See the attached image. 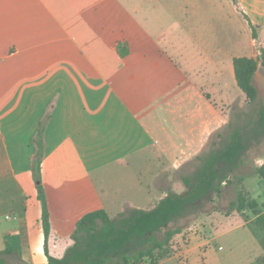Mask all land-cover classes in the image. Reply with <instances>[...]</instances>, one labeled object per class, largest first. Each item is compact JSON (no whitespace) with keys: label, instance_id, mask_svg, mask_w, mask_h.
Segmentation results:
<instances>
[{"label":"crops","instance_id":"1","mask_svg":"<svg viewBox=\"0 0 264 264\" xmlns=\"http://www.w3.org/2000/svg\"><path fill=\"white\" fill-rule=\"evenodd\" d=\"M225 10L235 36L227 45L212 42L209 58L217 69L206 74L213 79L225 74L222 64L234 77V57H257V46L264 48V0H235ZM120 40L115 47L109 45L120 58L109 71L105 57L96 54L104 49L100 37L92 51L75 37L51 0H0V252L10 250L3 255L16 254L25 264H45L46 247L62 257L86 213L105 209L115 217L129 207L154 208L172 191L171 171L195 155L203 138L217 128L216 111L208 100V117L194 111L186 123L171 125L161 122L160 111L153 109L154 119L147 121L128 91L130 81L140 78V63L147 57L155 61L154 72L147 76L157 83L162 67L177 85L190 79L169 58L134 55L132 44L129 54L121 56ZM200 85L196 90L207 99ZM49 111L42 162L51 223L47 245L32 156L40 121ZM119 174L126 178L112 183L109 177ZM257 187L264 191V185Z\"/></svg>","mask_w":264,"mask_h":264},{"label":"rangeland","instance_id":"2","mask_svg":"<svg viewBox=\"0 0 264 264\" xmlns=\"http://www.w3.org/2000/svg\"><path fill=\"white\" fill-rule=\"evenodd\" d=\"M51 1L62 20L72 25L75 37L82 39L84 45H90L92 51L97 50L93 42L100 37V46L104 43V49L96 54L105 57L109 71L111 68L115 69L120 62L115 50L111 48L115 47L118 38L128 41L129 46L132 44L134 55L138 57L149 53L158 54L162 59L169 58L174 63L172 66L178 67L181 73L185 71V78L191 81L185 80L184 85H177L169 71L162 67V77H159L160 83H157L147 76L154 72L151 65L155 61L147 57L139 64L136 72L140 78L136 82L130 81L128 91L132 102L142 106V114L147 121L154 119V113L151 112L153 109L160 111L158 116L161 122L171 125L174 121L186 123V116L194 111L208 117L207 100L216 111L217 128L203 138L195 155L187 158L177 171H171V192L184 193L187 190L181 178L197 169L200 164L199 155L221 148L230 140L233 132L245 131L257 121L258 110L264 105L262 65L254 77L258 89V97L254 103L246 100L235 76L229 75L226 64H222V71L225 73L223 77L213 79L214 77L209 78L206 74L209 69H217L209 58L212 42L220 41L227 45L235 36L229 31L232 22L225 10L228 3L235 0ZM237 26L238 24L234 28ZM240 34L242 36L240 32L237 37ZM257 48L260 54V46ZM142 79L148 82L146 86L140 82ZM199 84L201 93L207 99L197 92ZM147 163L153 164L150 160ZM263 164L264 141L259 136L248 150L246 164L240 166L238 172L247 175L242 186L250 194V198L258 201L262 210L264 191L257 186L263 187L264 182L254 175V168ZM109 178L115 183L123 181L122 178L126 176L119 174ZM240 188L239 182L234 180L224 186L221 196L214 195L213 202H205L202 212L190 213L172 221L171 227L184 226L183 233L175 236L166 246L163 258H158L155 263L147 259L143 264H264V249L260 244L262 231L254 223L253 212L246 209L241 213H225L237 199ZM159 236L162 237L163 233H159ZM69 242L70 239L64 241L62 246L68 247ZM2 244L4 243L0 239V245ZM2 256L7 264H25L16 254Z\"/></svg>","mask_w":264,"mask_h":264},{"label":"trees","instance_id":"3","mask_svg":"<svg viewBox=\"0 0 264 264\" xmlns=\"http://www.w3.org/2000/svg\"><path fill=\"white\" fill-rule=\"evenodd\" d=\"M245 18L249 20L246 14ZM249 22L256 38V29L250 20ZM117 50L121 56H127L130 52L128 42L120 40ZM233 64L238 87L246 95V100L254 103L258 97L254 76L260 65L264 67V48L260 49L257 57H234ZM50 118L49 111L40 121L34 138L36 150L32 156V172L43 206V228L47 245L51 223L42 179V162L45 156V131ZM259 136L264 141V105L258 110L254 126L245 131L236 130L221 148L198 156L200 164L197 169L181 178L187 188L184 193L170 192L152 209L129 207L115 217L105 209L86 213L77 222L72 234L74 242L62 257L51 255L46 247L48 262L45 264H143L147 259L155 263L158 258L164 257L166 246L172 239L184 231L182 225L171 227L172 221L190 213L202 212L205 202H213L214 195L221 196L224 186L234 180L239 182L241 188L237 199L225 213L230 215L235 211L241 213L250 209L255 216V225L262 231L260 244L264 249V211L242 186L247 175L238 172L240 166L246 164L248 150ZM254 175L264 178V164L254 168ZM159 233H163V236L160 237ZM7 252L10 250L0 252V264H7L2 256Z\"/></svg>","mask_w":264,"mask_h":264}]
</instances>
